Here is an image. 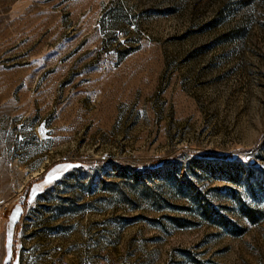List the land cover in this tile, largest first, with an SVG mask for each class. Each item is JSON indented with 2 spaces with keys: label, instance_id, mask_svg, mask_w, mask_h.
<instances>
[{
  "label": "rangeland",
  "instance_id": "1",
  "mask_svg": "<svg viewBox=\"0 0 264 264\" xmlns=\"http://www.w3.org/2000/svg\"><path fill=\"white\" fill-rule=\"evenodd\" d=\"M0 264H264V0H0Z\"/></svg>",
  "mask_w": 264,
  "mask_h": 264
},
{
  "label": "snow or ice",
  "instance_id": "2",
  "mask_svg": "<svg viewBox=\"0 0 264 264\" xmlns=\"http://www.w3.org/2000/svg\"><path fill=\"white\" fill-rule=\"evenodd\" d=\"M16 211H19V209H17ZM13 219H15V212H14V214H13Z\"/></svg>",
  "mask_w": 264,
  "mask_h": 264
}]
</instances>
